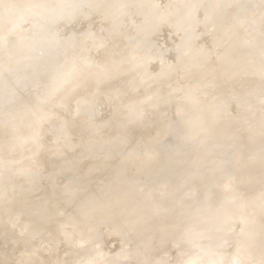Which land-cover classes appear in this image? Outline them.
I'll return each mask as SVG.
<instances>
[{
  "label": "bare ground",
  "instance_id": "obj_1",
  "mask_svg": "<svg viewBox=\"0 0 264 264\" xmlns=\"http://www.w3.org/2000/svg\"><path fill=\"white\" fill-rule=\"evenodd\" d=\"M32 1H34V0H32ZM205 1L207 2V0H205ZM249 1L251 3H253L252 2L253 0L252 1L251 0H236L237 4L239 5L238 7H241V8H239L240 12L238 10L239 14H238V12H237V14L240 15V13H242L241 12V10H242L243 13L245 14V16L249 15V17L251 19V17H252L251 12H253V8L251 11H247V9H248L247 5L250 6ZM60 2L61 3L58 5V7H59L58 11L56 9H54L57 12H55L52 15V17L49 18L51 20H49V22L46 23V24H48V23L49 24H55L56 23V24L51 25V26H49V25L45 26V27H47V30H46L47 33L41 31L42 33H45V34L39 35V36H41V35L45 36L46 34H48L47 38L41 36V39L43 37V41L41 43H44L42 46L43 51H41L42 52L41 55H36L37 52L35 50L37 48L33 49L31 46V45H33L32 43H31V45L26 46L27 42L24 43V40L23 41L20 40V43L23 42V46L25 45V47L18 48L19 44L17 45L14 43L15 46L17 45L16 47L18 49H20L22 51V49L25 48V51H26L27 48L28 49L31 48L34 51L32 54L31 49H30V51L27 50L28 54L31 53V55H28L26 53L28 56L23 55L22 52H21L22 55L19 54V55H21V56H19V58L21 60H19L20 63H19V61L17 63V65L20 64L19 66H17L18 67L17 71L15 70L16 64L14 65L15 68L13 67V64L16 63L17 61L10 64L13 60H10L12 57L9 59L10 56H13V54L10 55L11 50H12V53H13V50H15V52H16V47L14 46V44L12 46L15 49H13V47H12V49H10L11 46H8V45L7 46L10 48L4 46L3 51H5L6 48L10 49V53H8V52L4 53L3 52L7 56L9 54V56L6 57L10 61L9 62L7 60L9 64H7V61L2 59L6 55L3 54L4 56H2V58L0 56L1 62L7 64V67H6L5 66L6 64L3 65V63L0 62V64H2V66H5L7 69V68H9L10 65H12L11 66L12 68L10 67L11 70L5 69L6 73H7V71L14 72L12 70H15L17 72V76H15L16 73H14L15 75L13 73H11L16 77V79H14L16 81L13 80L14 76L12 78V75L10 74V72H8L7 75H9L11 78H8L6 73H4V75L2 74L5 70H3V72H0V78L2 81H4V84L2 85V87H0V189L8 191L10 188L17 187L21 191V193H22L21 196L23 197V200L20 197L18 199V201H15L16 203L14 201H10L9 205H7V206H5V204L8 203L7 198H5L6 199L5 201L7 203L1 202V203H4L5 212L7 210L6 207H8V209L13 208V209H11L12 212H10V210H9L6 213L3 212L4 211V208H3L2 212L5 213L4 215L2 214V212H0L1 213L0 218L2 219V217H4V220H2V221H4L3 223L5 224V226L4 225L3 226L4 227L7 226V229L5 228L6 231L7 230L12 231V230L17 229V231H19L24 237H31L32 239L37 238L39 240L41 239L40 240L41 245L39 244L40 248L42 246V243L43 244L47 243L46 245H48V243H50V244L55 243V245H56V242L59 241L60 237L61 238L62 237L67 238L65 236H60V235H64V234H62V232L67 230L66 227L68 226V224L73 225V223L70 221L69 223H67L66 227L63 225L65 228L63 226H61L65 230L62 229L61 227H59V225H60L59 221H61V219L63 217H64L63 219H65V217H66L64 215L65 214V212H64V207H65L64 204L65 203H63L64 202L63 201V199H64L63 195H65V194H62L64 192L66 186L67 185L69 187H75L76 186L74 189L77 188L79 191H81L82 189H80L79 186H82V188H86V186H87V188H88L89 186L94 185L95 179H98L100 181L101 185L105 184L107 181L105 182L104 180H107L109 178H110L109 180H112L113 177H111V176H112V174L116 173L115 172L116 167H118V169L121 170L119 165L116 166V164L120 163L118 161V159L121 160V155H123L122 158H124L127 155L126 153L130 150L127 157L130 160L129 162L132 165V168H133V166H134V168H136V169L131 168L132 173L130 172V174H133L134 170L143 171V174L150 171V170L161 171V167H165L166 164H168L167 166H169L170 172L168 171L169 168H166V171H168L170 173L169 174L170 177L168 176L169 179L166 177L168 180H165V183L161 187L159 186V182H158L159 180L156 181L157 179L156 180L153 179L156 182H158V187H160L161 190H160V188H158L160 191H157V186H154L156 188L155 191H157L156 192L157 194H155V193H154L155 195L153 194V192H155L154 190H153V192H150L152 196L154 195L150 199V197L148 198L144 194L143 195H138L139 193L136 194L137 189H136V191L129 189L132 186V184H134V183H132L130 186V184L126 182L128 180L129 181L133 180V179H131V178H133V175L130 179L128 178L130 176L128 174L129 171L127 172L128 169L125 168L126 173L129 175L126 177V180L124 179L125 175H127L126 173L125 174L123 173L124 174L123 178H122V176H120L121 174L118 175L116 173L115 175L120 176V178L123 181L125 180V182L127 184H129L130 187L127 188L126 184H122L124 187H126L124 189V187H122L120 184L121 182L122 183H124V182L121 181V179H119V178H118L119 180L115 179V180H117V182L120 181L119 182L120 185L117 182H115V183L118 184V185L116 184L118 186V189L121 186V188H120L121 190L118 191L116 188L115 190H117L118 193L113 196L111 194L112 192L108 191V190H112L113 188L112 189L109 188L110 185L107 184L108 182L106 183V186H108L107 191L110 192V194L113 198L110 200V196H108V197H104L105 195L102 196V197L106 198L105 199L106 201H108L107 198H109V200H110L109 204H108V202H106L107 203L106 205H108V206H106V210H103L100 212L98 211L97 213L95 210L92 212V213H94V218H96V219L98 218L97 221H99V219L102 220V222L101 221H99V222L104 224V225H102V227L104 226L103 227L104 229H103L101 227V225L96 221V219H93L96 221V224L98 223L100 225L102 233L99 234L96 231L97 234H95V232H93V231H95V229H92V227H94L96 225L93 224L95 222H93L92 224L89 223L92 221V219L90 221L88 219V222H86L87 225L84 222L83 223L85 225H80V222L75 223V224L78 223V225H77L78 227L80 226L79 230H81V232L84 236L83 238L79 237V235H82V234H80L81 232H79V233L76 232L79 234V235L77 234L79 238L76 237L77 235L74 236L76 233L74 234L73 231H76L78 229L77 226H75L77 228L75 230H74V228H75L74 226H73L74 228L70 227L72 225L68 226L71 228V232H73V234H74V235H72V233L70 232L71 235L74 237L71 240L73 242L74 246L70 245L72 248V252L66 253V255L69 254L72 258L75 255V257L77 258L76 254L73 253V251H75V252H78V254L80 256V263L81 264H103V260L105 259L104 257H107V256L99 255L96 257L95 252L100 253L99 251H102V254H104V250L102 249V245L104 244L106 239L115 238L121 242V246H120L119 250L116 251L115 253H113L112 255H115L116 257L115 256H113V257L119 258L120 260H121V258H124V260L127 261V264L128 263L129 264H148V263L149 264H175V262H174L175 258L179 255V253L184 251V247L190 243L191 239L194 236L198 235V228L202 226L203 219L201 218L200 214H201V212L203 213V211H204V207L202 204L203 199H205V198L207 199V197H209L212 194V190L216 189V186H220L223 189H225L224 187H226L227 184H226V182H223L222 179L225 178L226 176H229V175H231L230 176L232 178L231 180H234L237 182L239 180V178H242V180L246 184L252 186L251 180H252V177H254L255 172L258 171L259 169H264V151H263L264 147L262 148L261 147L262 145L260 146V145L256 144L257 146H255V149L250 148L251 151L253 150V152L250 153L249 150L247 151V147H246V150H244L245 149L244 146H242V145L240 146V144L234 142L235 138L237 140L239 138V137L235 136L236 133H234L233 134L234 136L232 137V133L235 132V129L237 127L234 128V130L232 129L233 132L231 131V128L228 129L229 130L228 133H227V131H225V128H224L225 125L224 124H226V125L228 124V123H226L227 120L226 121L224 120L225 123L221 122L219 120H217V123L212 122L213 124H217V125H219L220 122H221V124L224 123L223 125L220 124L221 126H224L223 127L224 129H222L221 126L215 128L216 125L213 128V126H210V124L206 123L209 121L208 116H211L212 113H214L215 111H216V113L219 111L217 113V116H218V114L220 115L221 113H222V115L223 114L225 115V112H230L229 110L226 111V109L228 108L227 105H229V104H227L228 102L225 103L226 105L225 104L223 105L224 108L226 106L225 109L223 108V106H221L223 108V111L225 110L224 113L221 112L222 110H220L221 109L220 108V109H218V111L215 109H214V112H212L213 110L208 111V112H210V115L203 114V112H202V113H200L202 115L201 116V115L197 114V112L198 111L201 112L200 110H204V108H206L205 106H203L204 107L203 109L200 108V109L196 110V113L194 114V116L192 115V111H193L192 107L194 105V98L197 97L196 96V93H197L196 92V84L194 82L191 83L187 88H185L184 90L182 89L183 91L180 90L181 88H179V85H181L182 88L184 86L182 84H179V82L181 81L180 78H182V77L184 78L186 76L185 74H183V76L180 77V75H181L180 72L182 71V69L187 68L189 66H192L189 57H187L185 55L184 51L182 50V48L187 44V42L190 41L189 31L184 25V13L186 12L187 9H189V6L191 5L192 0H168V2H163V1L160 2V0H60ZM204 2H203V4H204ZM227 2L229 3V1H227ZM231 2L235 3V0H233ZM31 4L32 3L29 0H0V37H2V36L9 37L12 34L11 31H9V28L14 24V21H15L13 18H10L11 17L10 14L12 13V11L16 8H25V7L28 8V7H30ZM237 4H234V7H236ZM256 7H258V6H256ZM254 8H255V6H254ZM235 9L237 11L238 8H235ZM258 9L259 8H257L256 10L258 11ZM245 11H247L249 13L246 14L247 12H245ZM255 11L253 13H255V15L257 14V16H258V14L260 12L256 13L257 11L256 12ZM259 11H261V10L259 9ZM17 12L19 13V11H17ZM217 13H219L218 16L221 15L220 11ZM49 14H51V12H49ZM244 14H243V16H244ZM163 15H168V20L166 23L169 27L168 31L170 32V35H172V33H174L175 30L180 31V36L177 38L178 40H176L177 46H176L175 57L171 60L172 63L167 65V66L159 65V64H161L160 60H162L161 58H163L164 53H162V51L160 50L159 43L156 42V38L155 39H153V38L149 39V36L153 32L160 31L159 29L161 28V23L159 22V17L163 16ZM23 17H26V16H23ZM102 17L104 20V22L102 24V28L98 32H96L91 28V26H95L93 23L96 20L98 21V19H101ZM253 17L256 18V16H254V14H253ZM253 17H252V19H253ZM42 18H43V22L40 20L39 21L37 20V21L42 22L44 24V22H45L44 19L46 20L48 18L45 15L43 17H41L40 19H42ZM221 18H222V16H221ZM244 18L243 19L239 18L242 23H243V21L247 20L248 17H244ZM76 19H79L80 22L85 23V25L80 24V27L81 26H82V28L84 27L83 30L79 29L81 31H79V30L74 31V30L68 29V32H66L64 37H62L63 36V34H62L61 39L59 38L58 40H55L53 38V33L56 31L55 29H58L56 27L57 25L61 24V26L63 28V25L68 26V24H70V23L72 24L71 21L76 20ZM80 19H83V21ZM252 19H251V21H252ZM30 20H32V19H30ZM222 21H223V18H222V20L220 19V21H217L216 25L219 26L218 25L219 22H222ZM241 22H238V23L240 24ZM253 22H254V20H253ZM76 23L77 22H75L73 24L75 25ZM244 23H243L244 26L248 25L247 22H246L247 24H244ZM90 24H92V25L89 26ZM243 25H241V27ZM238 26H240V25H238ZM244 26L242 28L239 27L240 29L239 28H237V29L240 30L241 34H243L247 37L246 38V40H247L248 37L250 36V34H249V32H247L249 34V36H248V34H246V33L244 34V31L245 32L249 31L248 30L249 26L246 27L247 30L244 29L245 28ZM32 27H36V25H34V26L32 25ZM43 27H44V25H43ZM43 27L40 28L39 30L43 29ZM58 27H60V25ZM74 27H76V25ZM67 28H69V27H67ZM35 29L36 28H34L33 30H35ZM44 29H46V28H44ZM241 29H244L243 33H242ZM31 30H28V31H31ZM64 31H65V29H64ZM32 32L33 31H31V33ZM39 32H36L37 35ZM29 33H28V36H29ZM36 33L33 35L34 39H35ZM12 35H14V34H12ZM23 35H26V34L24 33ZM14 37H18V36H14ZM22 38H24V37H22ZM37 38L39 40V37L36 36V40H37ZM251 38H252V35H251L249 41L247 40L248 42H245L246 40L244 38L245 41L244 40L243 41L245 43L244 42L243 43L245 46L248 45L247 43H250V45H251V42L255 43V45H256V42H254L255 40H253L255 37L252 39V41H250ZM31 39H30V41H31ZM34 39H32V40H34ZM260 41H262V39ZM260 41H257V42L260 43ZM5 42L7 43L9 41H5ZM36 42H39V41H36ZM9 43H11V42H9ZM9 43H7V44H9ZM263 43L261 44L263 46H260V48L264 47ZM34 44H37V43H34ZM244 45H243V47H244ZM250 45H248L247 48L244 47L245 51H246V52L244 51V53L247 54L248 51L246 49H249ZM252 45H254V44H252ZM0 46H3V45H1V42H0ZM37 46H40V45H37ZM251 46H250V48H251ZM20 47H22V44H20ZM34 47H36V45ZM243 47H240V48H242V51L244 50ZM256 47L259 48L258 46H256ZM168 48H169V46L165 49H168ZM8 49H6V50L9 51ZM253 49L255 51V46L252 47L251 50L253 51ZM93 50L97 52L96 55H94V56L98 55L96 58H93L94 56L93 57L90 56L91 53L93 55L94 52H91ZM257 50H259V49H257ZM18 51L19 50H17V53H18ZM262 51H263V49L261 50V53H262V57L264 58ZM255 52H254V55L257 53V52L255 53ZM0 53H2V51ZM17 53H16V55H18ZM19 53H20V51H19ZM248 53H250V52H248ZM240 54H242L241 56H243V57L246 55V54L243 55V53H240ZM257 54L261 55L259 53H257ZM249 55H251V53L246 55V56H249ZM258 55H255V57H253V59L259 60V58L261 56L259 57ZM25 56L28 58L25 59ZM246 56L244 58L245 59L247 58L248 61L250 62V59ZM16 57H18V56H16ZM16 57L13 56V59L15 58V60H18ZM22 57L25 59L24 63L21 62L22 60L24 61V59H22ZM164 57H165V55H164ZM238 58L242 59V57H240V56ZM244 58H243V60H244ZM263 58H260V59L263 60ZM144 59L148 60L149 62H145ZM155 60L160 62V63L157 62V64L159 63L158 66H160L161 68L158 70L152 71L151 66ZM261 60H260V62H261ZM244 61H246V60H244ZM251 61H254V60H251ZM162 62H163L162 63V65H163L164 61L162 60ZM21 63H23V64H21ZM210 63H211L210 60L207 57H205V58L199 59L193 65H194V68L197 70V73L201 74L204 71V69L208 67V65ZM260 65H262V66H260V68L263 69L264 65L263 64H260ZM256 66L255 67L252 66V68L256 69ZM258 66H259V63H258ZM5 67H3V68H5ZM257 69L259 70V68H257ZM193 71H194V69H193ZM190 72H192V71H190ZM256 72H258V71H256ZM183 73H185V71ZM247 73L249 74V72H247ZM247 73H246V75L248 76ZM1 74L3 75L2 76L3 78L7 77V79H9V81H10V79L12 81L5 82V79L3 80V78L1 77ZM261 76H260V78L259 77L257 78V79H259V81H261L260 80ZM246 77H245V79H246ZM262 78H264V76H262ZM242 79H244V77H242ZM1 80H0V82H1ZM249 81L251 82V79ZM255 81L256 82L253 81L254 86H252L253 84L251 85L252 82L251 83L249 82L250 87H248L249 86L248 84H247L248 86L241 85V88L244 86L245 90L247 87L248 88L252 87V90L247 88L248 90L252 91V92L246 91L248 94L245 91H244L245 92V94H244V92H243L244 89H242V91H240L241 89L238 88L237 86L236 87L239 90H236L237 88L234 87L235 89H233V88H230V89L222 88V89L217 91L218 96L220 95L221 99L224 98L223 95H225L227 97L230 96L229 99H227V97H225V99H222V100H224V102H225V100L229 101L231 98V102H232L233 106L236 108L235 111L237 110V114L235 113L236 114L235 115V114H233L234 112H230V113H232V115H230V113H229V116L231 117V116L235 115V117H232V120L234 118L235 121L242 123L243 126L241 125L242 128H240L241 126L238 127L239 129H243L244 125H248L245 123H246V121H248L250 119L249 120L250 122L249 121L247 122V123H250V125L245 126L244 128L248 127V129H246L248 131H245V132H247V136L250 134V136H248L247 139H249L250 142L252 141L251 144H254L256 142L259 143L261 138L264 136V135H260L261 130H260V132L257 131V133H260L259 135L254 134L255 136H261L260 138H256V140L258 139L259 141H255V137L251 136L253 134V131L255 132V129L257 127L259 128V125L262 126V128L264 127V125H262V124H264V120H262L263 123H261L262 122L261 119H263L262 118L263 116L261 117V114H262V111L264 110V107H263L264 96L262 94L261 95L263 97L260 96V93H262L264 91V85H263L264 83L262 85H260L261 84V82H260L259 85H257L258 81L256 79H255ZM262 81L264 82V79ZM1 84H0V86H1ZM185 84H187V83H185ZM178 89L182 92H180ZM215 92H214V94H216ZM214 94L211 93L210 95L213 96ZM226 94H228V95H226ZM99 96H103L101 98L102 100L105 98L107 101L109 100V102H111V103H109V102L105 101V104H106L105 106L108 107L107 104L109 103V106L111 107L112 110L110 109L111 113L109 114L107 119L106 120L103 119L102 121H104V120L105 121L102 122V124H100V121H97L100 125L96 126V125H98V123L96 124L94 121L93 124L95 123L96 125H93L92 124L93 120L91 119L92 120L91 121L89 118H91V112L93 113V110H94V109L92 110L91 107L94 105V103L96 105L97 101H95V99H100V98H98ZM212 96L207 97V95H206L205 98H201V97L200 98L202 100H204V102H205L206 98L209 99V97H212ZM215 96H217V95H215ZM259 96L261 97V99L263 98V100H261V102L259 101V99H260ZM220 97H218V98H220ZM219 100L220 99H218L217 101H219ZM198 101H197V103H198ZM209 101H211V104H212V100H209ZM209 101H206V102H209ZM215 101H213V103ZM142 103H146V104L142 105ZM199 103H201L202 105H205V103H202L201 101H199ZM201 104H198V105L200 106ZM211 104H209V106H211ZM260 104H263V105H261L262 107L260 106ZM214 105L212 106V108H214ZM217 105H219V103ZM230 105H231V103H230ZM141 106H142V108H141ZM144 106H145V108H144L145 110L147 109L146 106H148V109H149V110L148 109L146 110L147 114L149 115L148 116L149 119L146 118V120L143 118V114H142V113H144V115L146 114L145 110L143 109ZM258 106L260 108H263V109H260ZM58 107H62L63 109L65 108L64 110H66L65 112H67L66 113L67 115H65L63 113L64 116H66L65 118L62 117L63 115L61 113H60L61 115H59V113H58L59 108ZM230 107L228 109H230ZM256 107H258L257 109L261 110V112H258V115L260 113L259 117H261V119L259 118L260 119L259 121H261V122L258 121L260 123V124L258 123L259 124L258 126L253 123L254 121L257 122L256 121V115L254 116L255 112H257V111H255ZM108 109H109V107H108ZM141 109H143L142 111H144V112H142ZM148 111L150 114L148 113ZM173 113H174V115L172 117L173 118H174V116L176 117V114H177V117L179 120L176 118L177 122H176V119H174V121L172 123L171 122L172 121L171 115ZM263 113H264V111H263ZM147 114L145 115L146 117H147ZM190 114L193 116V117H191V119L195 118V115L196 116L199 115L202 118V119L198 118L199 123L201 122L200 120H202V122H203L202 124H205V123H206V125L208 124V127L212 128V130H209V128L207 129L206 125L204 126L202 124H200V126L199 125L196 126V123L194 122L195 123L194 126L196 128L203 126L202 129L205 127L204 129L212 131L213 139L215 141H219V143H220L219 144L218 142H216V144L218 143L221 146L223 144L224 145L222 147H220L219 145H218L219 147H216L217 145L214 143V140L209 138V135H206L207 137L204 135L206 139L207 138L209 140L211 139L210 141H213V142L211 143L207 139L208 142H206V144L201 145V146L205 145V147L202 148V152L201 151L199 152L200 154L197 153V150L195 148H194V150L196 151L195 154L191 150L192 151L191 154H194L192 156L194 157L196 155L195 158L192 159L190 156H188L191 158V159L189 158L190 160H188V158L186 159V157H187L186 155H184L185 158H182L184 156H181V155L185 154L186 150L183 151L184 153L180 155V153L182 151H180V153H178V152H176V149L174 148L175 151H174V149L172 151L176 154L178 153L179 155H176V156H178V157L180 156V159L178 157H175L172 155V156H168V158H170L171 160L166 162L165 158L167 155L165 156L164 154H162V152L166 153V151L164 150V146L160 144L162 142V140H161L162 138H160L159 139L160 141H159L158 140L159 137H157V136H161L163 133H164L163 136H165L166 135L165 133L168 130L173 129L174 131H177L178 128H180V131H181L180 135L183 133L188 134L186 131L190 125L192 126V121H193V119L191 122L189 121ZM262 115H264V114H262ZM213 116H215V115L213 114ZM213 116L210 119H212L214 121ZM217 116H215V117H217ZM227 116L228 115L226 114L222 118L229 119V118H227ZM253 116L255 117V119H251V117L253 118ZM204 120L206 122H204ZM212 120H210L209 122H211ZM220 120H223V119H220ZM251 120H254V121H251ZM215 121H216V118H215ZM218 121H219V123H218ZM230 121H231V119H230ZM230 121H229L230 125L229 124L227 125L228 128H229V126H231ZM235 121H232V122L235 124L237 123L236 125L239 126L240 123L238 124V122H235ZM189 122H190V124H188ZM212 123H211V125H213ZM197 124H198V122H197ZM253 124L256 125L257 127L254 126ZM232 125L234 126V124H232ZM250 126H252V127L254 126V128H253L254 130L252 129V131H251V129H250V131H249ZM185 127H187V129ZM252 127H250V128H252ZM182 128H185L186 131L181 130ZM189 128L191 129L192 132L196 129L195 128L194 130H192L191 127H189ZM62 129L65 130L64 133H63L64 130H62ZM60 130H62L61 133L59 132ZM182 131H183V133H182ZM204 131H202L203 134L208 133V131H207V133ZM241 131L242 130L239 131L240 135H241V133L244 134L243 133L244 131L243 132H241ZM188 132H189V130H188ZM195 132L197 134V129L195 130ZM198 132L202 133L201 129H199ZM229 132H230V135H229ZM248 132H251L252 134L251 133L248 134ZM262 132H264V131H262ZM56 133L57 134L59 133L60 137L63 136L61 134H65V136H63V138L61 137V139H63V140L57 141V139L59 137L55 136ZM153 133H155L156 135L158 134L157 136L154 134V136H156L157 138L156 137H155L156 139L154 138L155 142L153 140H151L150 142H148V144H150L152 141H153V143H151V144H155L157 141H159L160 143L159 142L157 143L159 145H157V144L156 145L157 146L161 145L160 148L163 147L164 151L160 152V149L158 147L159 150L155 151V152L159 156L162 154L165 158L161 155V157H162V159H161L159 156L156 155V153H155L156 156L147 157L149 154L148 155L145 154L146 157H142V156H144V153H146L147 151L146 152L144 151L143 155H141L143 151L139 152L140 155L136 151V150L140 149V146L142 147L140 150L146 148V147L143 148V146H144L143 143H147V142H145L142 139L144 137H146V135L149 134L148 135L149 137H147V138L150 140V137L153 138V136H151V135H153ZM178 133H176V134L179 135ZM199 133H198V135L202 136ZM94 134H95V137H91L92 135L94 136ZM238 134H236V135L240 136ZM180 135H179V138H180ZM191 135H193L195 137L194 132ZM183 136L186 137V135H183ZM193 136L189 135V137H191V138ZM212 136H210V137H212ZM245 136H246V134H245ZM55 137H56V139H55ZM111 137H114L115 141H113L114 139H111ZM249 137H252V139L253 138L254 139L252 140ZM116 138H117V140H116ZM176 138H178V137H176ZM200 138H199V140L197 139V142L200 141ZM205 138L203 137V139H205ZM181 139L183 141H185L187 138L185 140L183 138H181ZM231 139H233L232 143H230L231 141H229ZM262 139H264V137ZM205 140H202L200 142H203ZM130 141H133L132 145H129ZM177 141L175 143H177ZM188 141L192 142L191 139L190 140L188 139L187 141H185V143H181V142L179 143V144H181L180 146L183 147V150H184L185 146H183L182 144L187 146ZM221 141L224 143H221ZM227 141H229V142H227ZM253 141H255V142H253ZM200 142H199V144H200ZM138 144L140 146H136ZM141 144H143V145H141ZM189 144H193L190 146H194V145L197 147L200 146L199 144L196 145V142L194 143V140H193V143H189ZM261 144H264V143H261ZM175 145H176V148L178 149L177 146H179V145H177V144H175ZM134 146L138 147V149ZM157 146L155 147L156 149H157ZM132 147H134L133 148V150H135L134 152L131 149ZM151 147L153 149L154 145L150 146V148ZM172 147H174V146H172ZM253 147H254V145H253ZM257 147H259L260 149H256ZM187 148L189 149V147H187ZM190 148H192V147H190ZM199 150H201V147ZM258 150H260L261 153ZM256 151H257V153L259 152L260 154L258 155L256 153ZM148 153H150V151ZM151 153H153V152H151ZM124 154H126V155L124 156ZM150 155H152V154H150ZM168 155H171V154H168ZM163 158H164V160H163ZM176 158L178 160H175ZM246 158L249 159L248 162L246 161ZM28 159H30V160L32 159V161H29ZM128 159L127 158L124 159V160H126L125 163H127V164L129 163V162H127ZM124 160H121V163L123 161L122 168L124 166H128V165H124L125 164ZM166 160H168V159H166ZM174 160L176 162L181 161V160L185 161V164H186V166H184V167H186L185 171L183 170V168H181L183 166H181V165L178 166L179 168H181V170H183L184 173L180 169H178V167L173 165V163L175 162ZM117 161H118V163H117ZM121 163H120V165H121ZM130 164H129V167H130ZM29 165H31L32 167L33 166L37 167V169L40 171V173L38 172L39 175H42L45 173H50L52 179L57 178V175H59V174L63 175L64 177L61 176V177H59V179L63 178L62 180L66 181L65 182L66 185H64L62 183L63 185L62 184L61 185L64 186L63 188H61L62 186L60 185L59 190L54 189L53 187L56 186L55 183L59 181V179L58 180L56 179V182H53L54 185H53V183L51 184L52 186L49 183H48L49 185L44 183V185L39 187L40 189L38 190V192L36 194H34L35 193L34 192V193H32L33 196L27 197L26 193H31V192H26L27 190L25 191V189L31 188L27 185L30 182V180L34 179V177L36 176V174L32 173L33 170L31 171V166H29ZM35 167H33V168H35ZM118 169H117V171H118ZM164 170H165V168H164ZM177 170H179L180 173H178ZM121 172H124V170ZM152 173L154 174V172H152ZM153 174L151 177L155 178L157 176L156 174L159 175V172L158 173L155 172L156 176L155 175L153 176ZM135 175H137V173ZM146 175H147V173H146ZM150 175H151V173H150ZM137 176H139V175H137ZM141 176L144 177L143 175H141ZM136 177H134V178H136ZM93 178H95V179H93ZM114 178H117V177L115 176ZM127 178H128V180H127ZM140 178L139 177L137 178V179H139V182L141 180H143V178H141V180H140ZM91 179H93L92 185L90 183V182H92ZM147 179H149V178H147ZM144 180H145V178H144ZM153 180H151V181L155 182ZM151 181H149L148 183H150ZM160 181H161V179H160ZM101 182H103V184ZM111 182L112 181H109V183H111ZM132 182H134V180ZM141 182H143V181H141ZM145 182H144L143 187L140 186L141 183H136L137 184L136 187L144 188ZM161 182L163 183L164 181H161ZM39 183H38V185H39ZM215 183H221V184L216 185ZM146 184H147V182H146ZM32 185H33V183H32ZM101 185H98V186H101ZM155 185H157V183H155ZM57 186H56V188H57ZM106 186L104 185L102 188H100V187H97V188H100L99 189V192H100V190H103L104 187H106ZM148 186H146L145 188L148 189V188L152 187L154 189L153 186H150V187H148ZM111 187H115V185L111 186ZM132 187H134V186H132ZM89 188H91V187H89ZM61 189H64L62 193H61ZM69 189H73V188H69ZM69 189H67V190L69 191ZM77 189H76V191H74V190L73 191L76 194L77 193L80 194L79 192H77ZM88 189H85V190L88 191ZM93 189H95V187ZM105 189H104V191H105ZM30 190H32V189H30ZM85 190H83L84 194H85ZM148 190H152V189H148ZM70 191H72V190H70ZM73 191L71 192L72 194L74 193ZM83 191H81L82 194H83ZM144 191H145V189H144ZM140 192H141V190H140ZM93 193H96V191L94 190ZM145 193L147 194L146 191H145ZM76 194H74V195L76 196ZM87 194L88 193H86V195ZM91 194H89L90 197H91ZM96 194H98V193H96ZM96 194H94V195H96ZM104 194H106V193H104ZM101 195H99V196H101ZM66 196H68V195H65V198H66ZM78 196H82V195L80 194ZM3 197H6V196H1V198H2L1 201H4ZM70 197L73 198L72 195H70ZM82 197H85V196H82ZM90 197H88V199ZM94 197L96 199L97 196H94ZM135 197L140 199V200L139 199H137V200H139L141 202V203H139V204H141V206L134 207L132 205V203H134L133 199ZM92 198H93V196H92ZM97 198H99V197H97ZM67 199H68V197H67ZM80 199L81 198L79 197V200ZM88 199H86V200H88ZM44 200H46V201L48 200V202L50 201L52 203V205H50V203H48L49 206L44 205L43 211H42L41 206H43V204L48 205L46 203V201H44ZM74 200H72V201H74ZM77 200H78V198H77ZM43 201L45 203H43ZM65 201H68L67 202V203H69V205H67L68 207L69 206L71 207V205L77 206V203L80 204V202H81V200L76 201L75 203L72 202L75 205H73V204L70 205L71 202L69 201V199L65 200ZM104 201H102V202H104ZM88 202H89V200H88ZM88 202L83 201V207L82 206H77V207L82 209L86 206V204L84 205V203H88ZM93 202L97 203L95 200ZM11 203L14 207H12V205L10 206ZM98 203H100V202H98ZM90 205H91V203H90ZM90 205H88V207L91 210L93 208L91 207L92 205L91 206ZM134 205L137 206L138 205L137 202H136V204L134 203ZM1 206H3V204H1ZM1 206H0V211L2 209ZM9 206L11 208H9ZM98 206H100V204ZM102 206L103 205H101V207ZM101 207H99V208L100 209L105 208V206H103L104 208L103 207L101 208ZM44 209L46 211L49 210L48 212L50 214L48 212L47 213L51 216L50 219L47 216H43V215H46V212H44ZM59 209L63 210L61 212L62 213L64 212V214L59 213L58 212ZM75 209H73L71 212H69L70 210L67 211V209L65 207V211L69 212V213H67L69 215L72 212L76 213L78 208L76 209V211H74ZM95 209H97V208L95 207ZM88 210L89 209H86V211H87V213L85 215L86 217H88L87 216V214L89 212ZM83 211L82 212L85 213V210H83ZM82 212L80 213L82 215H80V217H79L81 219V224H83L82 218H84V217H81V216H84V214ZM74 213L71 214L73 216V218L70 215V219L76 218L75 215L78 212L75 215H74ZM41 214H42L43 218L46 217L48 219L45 220L43 218L41 219V217L38 218L39 216H41ZM60 214L62 215L61 219H60ZM89 216L93 217L91 214ZM86 217H85V219L87 220ZM63 219L61 222L64 221ZM67 219L69 221V217H67ZM85 219L83 221H86ZM74 220H72V221H74ZM2 221H0L1 222L0 225L3 224ZM89 225H93V226H89ZM4 227H2V228H4ZM100 227L97 228V226H96L94 228H96L97 230H100ZM223 227H224V225H223ZM0 228H1V226H0ZM48 229H49V232L47 234L48 237L47 236L42 237L43 232L48 230ZM91 229H92V231H91ZM2 230L3 231H0V234H1L0 237L6 236L5 234L3 235L1 233V232H6V231H4V229H2ZM62 230H64V231H62ZM60 231H61V233H60ZM65 232L67 233V236L71 237L70 233H68L69 230H67ZM8 233L11 234L12 232H8ZM235 234H236V232H235ZM9 235L7 234V237ZM199 235H200V233H199ZM224 235H225V233H224ZM75 237L78 238V240L81 239L80 244L78 242L79 245H81V243L83 242L82 239H90L91 242L88 244H91V245L93 244L94 245V247H92L93 249L90 248L91 245L89 246V248H86L84 250L79 249L77 247V244H75V242H77V241H75ZM202 237H203V235H202ZM5 238L2 237V240ZM199 238H200V236H199ZM69 239H71V238H69ZM203 239H205V237ZM63 240L68 241L66 239H63ZM99 240H101V241H99ZM71 241L69 240V242H70L69 244H71ZM84 241L86 243V240H84ZM87 241L89 242V240H87ZM198 241H200V239ZM231 241H232V239H231ZM219 242H220V240H219ZM27 243H29V241ZM69 244H67V245L69 246ZM86 244H84V245H86ZM46 245H44L45 248H46ZM52 245H48L49 247L47 246L49 248L48 250H47V248L42 249V250H47V251H45V255H46V252L48 253V251H51L52 248L50 249V246H52ZM84 245H83V247H84ZM99 245H100V247H99ZM37 246H38V244H37ZM44 246H42V247H44ZM233 246H234V244H233ZM31 247H33V245L28 247V248H30L32 250L33 248H31ZM10 248L12 249V247H9V249ZM40 248H39V250H40ZM71 248H69V250ZM80 248H82V245ZM6 250H7V248H6ZM31 250L29 252H31ZM34 250H35V248H34ZM34 250L32 252H34ZM69 250H68V252L71 251V250L70 251ZM171 250L175 251L174 252L175 258L173 256V260L171 259L172 261L169 260V257H167ZM0 251H2V250H0ZM27 251H26V254L28 253ZM65 251L67 252V250H65ZM65 251H63V252L65 253ZM32 252H31V255L35 253V252L34 253H32ZM20 253H22V251ZM41 253L42 252L39 251V254L41 255V256H39V258L43 257L42 255L44 254V252H43V254H41ZM72 253L74 255H72ZM26 254L24 256H27ZM28 255L30 257L29 253H28ZM225 255H227V254L225 253ZM92 256H95V257L93 258ZM109 256L110 255H108L107 258L110 260L111 257L109 258ZM260 256L261 255H258V257H260ZM27 257H25V259H22V258L21 259L24 261L25 260L27 261V259H26ZM34 257L35 256H33V259L29 258V259L33 260V261H31V264H33V262L35 264L36 260H34V259H36V257H37V259H39L38 255H36L35 258ZM183 258L185 259V257H183ZM227 258L229 259V257H227ZM42 259H39V260L41 262H43L45 259V256H44L43 261H42ZM186 259H188V257H186ZM39 260L37 262H40ZM107 260L105 259V262ZM114 260H117V259H114ZM24 261H22V262L24 263ZM54 261H57V260H54ZM54 261L52 263H55ZM110 261L112 262V260H110ZM126 261H125V263H126ZM122 262H123V260H122ZM263 262H264V258H263ZM0 264H19V263H18V261L13 260L12 258H9V259L0 258ZM24 264H26V263H24ZM106 264H107V262H106ZM120 264H122V263H120Z\"/></svg>",
  "mask_w": 264,
  "mask_h": 264
},
{
  "label": "rangeland",
  "instance_id": "obj_2",
  "mask_svg": "<svg viewBox=\"0 0 264 264\" xmlns=\"http://www.w3.org/2000/svg\"><path fill=\"white\" fill-rule=\"evenodd\" d=\"M32 4L30 5V7H25V8H16V9H14L13 11H12V13L10 14L11 15V17L10 18H13L15 21H14V24L9 28V31H11V33L12 34H14V35H12L11 34V36H9V37H7V36H2V37H0V42H1V45H3V46H0V52L2 51V53H0V56H1V58H2V56H4V55H6V54H4L5 52H8V53H10V49H12V45L15 43V44H19V46H18V48H23V47H25V45L23 46V42H21L20 43V40L21 41H23L24 40V43H26L27 42V44H26V46H28V45H31V43L33 44V45H31L32 46V48L34 49V48H37L35 51L38 53H36V55H41V51H43L42 49V46H43V44L44 43H41L42 41H43V37H48V34H46L45 36H43V35H41V36H43L42 37V39H41V36H39L40 34H45V33H42V32H46V30H47V27H45V26H47V25H49V26H51V25H55V24H46L47 22H49V20H51V19H49V18H51L52 17V15L55 13V12H57L58 11V9H59V7H58V5L61 3L60 2V0H34V1H32V0H29ZM161 1H163V2H168V0H160V2ZM201 1V2H200ZM205 1V0H204ZM203 0H192V2H191V5L189 6V9H187L186 10V12L184 13V25H185V27L188 29V31H189V36H190V41H188L187 42V44L182 48V50L184 51V53H185V55L187 56V57H189V59H190V61H191V64H192V66H189V67H187V68H184V69H182V71L180 72V77H182L183 76V74H185L186 76L182 79V78H180V82H179V84H182V85H184L183 86V88H182V86L181 85H179V88H181L180 90H184L185 88H187L191 83H195L196 84V96L197 97H195L194 98V105H193V107H192V115L194 116V114L196 113V110H198V109H200V108H204L203 106H205L206 108H204V110H200L201 112H197V114H199V115H201L200 113H202L203 112V114H208V115H210V112H208V111H212V112H214V109L215 110H217L218 111V109H220V110H222L221 112H225V110L223 111V108H224V104L226 103V102H228L227 104H229L230 105V103H231V107L229 106V105H227V107L229 108L230 107V109H226V111H230V112H234L233 114H237V110L235 111V107L233 106V104H232V102H231V98H230V102L227 100H225V102H224V100H222V99H225V97H227V96H225V95H223V97L224 98H222L221 99V97H220V95L218 96V90H220V89H222V88H228V89H230V88H233V89H235L234 87H238V88H240L241 90L240 91H242V89H244L243 90V92L245 91H248V92H252V91H250V90H248V89H251L252 90V87L251 88H248V87H250V85H249V80L251 79V85L252 86H254V82H256L255 81V79L258 81V84L257 85H259V83L261 82V84L260 85H262L264 82L262 81L264 78H262V76H264V68L263 69H261L260 68V66H262V65H260V64H263L264 65V58L262 57V53H261V50L263 49V56H264V47H261L260 48V46H263V45H261L264 41V0H251L253 3H251L250 1V6L249 5H247V7H248V9H247V11H251L252 10V8H253V12L257 9V8H259L261 11H259V9H258V11L256 12V13H259L258 14V16H257V14L255 15V13H253V12H251L252 13V17H253V14H254V16H256V18L255 17H253V19H252V17H251V19H252V21H251V19H250V17H249V15L247 16H245V14L243 13V11L241 10V12L242 13H240V15H238L239 14V12H240V9L239 8H241V7H238L239 5L237 4V2H236V0H235V3L233 2H231V1H233V0H207V2L205 1L204 2ZM227 1H229V3L227 2ZM260 1V2H259ZM162 2V3H163ZM203 2H204V4H203ZM231 2V3H230ZM261 3V4H260ZM234 4H237V6L236 7H234ZM221 5V6H220ZM260 5V6H259ZM263 7H262V6ZM254 6H255V8H254ZM256 6H258V7H256ZM246 7V8H247ZM251 7V8H250ZM262 9H261V8ZM235 8H238L237 9V11H236V9ZM53 9V10H52ZM54 9H56V10H54ZM220 11V16H218V14L219 13H217V12H219ZM238 10H239V12H238ZM246 10V9H245ZM17 11H19V13L17 12ZM53 11V12H52ZM247 11H245V12H247ZM49 12H51V14H49ZM237 12H238V14H237ZM48 15H47V14ZM217 13V14H216ZM249 12H247L246 14H248ZM18 14V15H17ZM34 14V15H33ZM242 14V15H241ZM243 14H244V16H243ZM20 15V16H19ZM47 16V18L48 19H44V24L42 23L43 22V18L42 19H40L41 17H43V16ZM23 16H26V17H23ZM221 16H222V18H223V21L222 22H219V26H217L216 24H217V21H220V19L222 20V18H221ZM241 16V17H240ZM219 17V18H218ZM244 17H248L247 18V20H245V21H243V23L244 24H247L248 23V25H243V23L241 22V20L239 19V18H241V19H243ZM255 18V19H254ZM30 19H32V20H30ZM218 19V20H217ZM245 19V18H244ZM40 20V21H42V22H38V21ZM48 20V21H47ZM80 20H82L83 21V19H80ZM167 20H168V15H163V16H160L159 17V22L161 23V28L159 29L160 31H156V32H153L150 36H149V39L151 38H153V39H155L156 38V42H158L159 43V48H160V50L162 51V53H164L163 54V58H161L163 61H164V64L162 65V60H160V62H161V64H159L160 62L159 61H157V60H155L153 63H152V66H151V70L152 71H155V70H158V69H160L161 67L160 66H158V64L159 65H161V66H167V65H169V64H171L172 63V59L175 57V52H176V46H177V41L176 40H178L177 38L180 36V31L179 30H175V32L174 33H172V35H170V32L168 31L169 30V27H168V25H167ZM214 20V21H213ZM249 20V21H248ZM253 20H254V22H253ZM95 21V20H94ZM203 21V22H202ZM72 22V24L70 23V24H68V26L67 25H63V28H62V26H61V24H59L60 25V27H58L59 25H57L56 27L58 28V29H55L56 31L53 33V38L55 39V40H58L59 38L61 39V36H62V34H63V36L62 37H64V35L66 34V32H68V29L69 30H74V31H78L79 29H82L83 30V28H82V26L80 27V24H84L85 25V23L84 22H80L79 21V19H76V20H73V21H71ZM75 22H77L75 25H76V27H74L75 25L73 24V23H75ZM80 22V23H79ZM103 22H104V20H103V17L101 18V19H98V21L96 20L93 24L95 25V26H91L92 24H90L89 26H91V28L94 30V31H96V32H98L101 28H102V24H103ZM224 22V23H223ZM238 22H241L240 24L238 23ZM247 22V23H246ZM36 23V24H35ZM44 25V27H43V25ZM201 23V24H200ZM39 24V25H38ZM78 24V25H77ZM32 25L34 26V25H36V27H32ZM42 25V26H41ZM238 25H240V26H238ZM241 25H243L245 28V30H247V26H249L248 27V30L249 31H244V29H241V31H242V33H243V31H244V34L246 33V34H248L247 32H249V34H250V36H249V34H248V41H249V39H250V37H251V35H252V38H251V40L250 41H252V39L253 40H255L254 42H256V45H255V43H253V42H251V45L252 44H254V45H250V43H247L248 45H250L251 46V48H250V46H249V49H246L248 52H250L251 53V55H249V56H246V55H248V54H250V53H248L247 52V54L246 53H244V51H245V48H247V46H245L244 45V43L245 42H248L247 40H246V36L245 35H243V34H241V32H240V28H242L241 27ZM69 27V28H67V27ZM79 26V27H78ZM43 27V29L44 28H46V29H41V30H39L40 28H42ZM67 29H66V28ZM71 27V28H70ZM240 27V28H239ZM34 28H36L35 30H33ZM38 28V29H37ZM237 28H239V29H237ZM32 29V30H31ZM64 29H65V31H64ZM28 30H31V31H33L32 33H31V31H28ZM239 30V31H238ZM28 31V32H27ZM40 31V32H39ZM42 31V32H41ZM49 31V30H48ZM79 31H81V30H79ZM30 32V33H29ZM36 32H39L38 33V35H37V33ZM240 32V33H239ZM26 34V35H23V34ZM28 33H29V36H28ZM36 33V36L37 37H39V40H38V38H37V40H36V36H35V39H34V34ZM47 33V32H46ZM32 34V35H31ZM23 35V36H22ZM257 35V36H256ZM14 36H18V37H14ZM31 36V37H30ZM6 37V38H5ZM13 37V38H12ZM22 37H24V38H22ZM33 37V38H32ZM6 40H5V39ZM21 38V39H20ZM34 39V40H32V39ZM244 38H245V40H244ZM8 39V40H7ZM14 39V40H13ZM30 39H31V41H30ZM45 39V38H44ZM262 39V41H260ZM4 40V41H3ZM11 40V41H10ZM39 41V42H36V41ZM245 42H244V41ZM5 41H9V42H11V43H9V42H7V43H9V44H7ZM257 41H260V43H258ZM19 42V43H18ZM197 42V43H196ZM237 42V43H236ZM244 42V43H243ZM29 43V44H28ZM34 43H37V44H34ZM41 43V44H40ZM244 45V47H243V45ZM15 44H14V46H15ZM20 44H22V47H20ZM236 44V45H235ZM242 46H241V45ZM264 44V43H263ZM11 46V48L10 47H8V46ZM16 45V46H17ZM36 45V47H34ZM37 45H40V46H37ZM4 46L5 47H8V48H10V49H8V48H6V49H8L9 51H7L6 49H5V51H3L4 50ZM15 46V47H16ZM30 46V47H31ZM166 46V47H165ZM169 46V48L168 49H165V48H167ZM255 46V51L257 50V49H261L260 51L259 50H257L256 52L257 53H259V54H261V55H258L255 51H254V49H253V51L251 50L252 49V47H254ZM256 46H258L259 48H257ZM240 47H243V51H242V48H240ZM17 47H16V52H15V50H13V53H12V50H11V53H10V55H12L13 54V56L14 57H16V56H18V57H16L18 60H15V58L13 59V56H10L9 57V59L10 60H13L10 64H12L13 62H16V63H14L13 64V67H14V65L16 64V68H15V70L17 71V66H19L20 64H18L17 65V63H18V61L19 60H21L20 58H19V56H21L22 54H21V52L23 53V55H27L28 54V52H27V50H29L30 51V49H28L27 48V50L25 51V48L24 49H22V51L20 50V49H18ZM257 48V49H256ZM13 49H15L14 47H13ZM33 49H31V53L33 54ZM47 49V48H46ZM17 50H19L20 51V53H19V51H18V53H17ZM252 51V52H251ZM259 51V52H258ZM4 52V53H3ZM15 52V53H14ZM91 52H94L93 53V55H92V53H91V55L90 56H94V55H96V51H91ZM246 52V51H245ZM254 52L256 53L255 55H258L260 58H263V60H261L260 58H259V60L258 59H253V57H255V55H254ZM7 53V54H8ZM16 53L18 54V55H16ZM25 53V54H24ZM27 53V54H26ZM30 53V52H29ZM31 53L30 54H28V55H31ZM40 53V54H39ZM240 53H243V55H245L246 57H248L249 59H250V62L248 61V59L246 58H244L243 56H241L242 54H240ZM2 54V55H1ZM4 54V55H3ZM19 54H21V55H19ZM27 55V56H28ZM164 55H165V57H164ZM254 55V56H253ZM8 56H9V54H8ZM7 55L4 57V58H2L3 60H5V61H9V59L8 58H6V57H8ZM98 56V55H97ZM97 56H94L93 58H96ZM242 57V59H240V58H238V57ZM252 56V57H251ZM205 57H207L209 60H210V64L208 65V67L207 68H205L204 69V71L200 74V73H197V70L194 68V63H196L199 59H201V58H205ZM251 57V58H250ZM257 57V56H256ZM26 58H28V57H26L25 56V59ZM145 58V57H144ZM243 58H244V60H246V61H244L243 60ZM258 58V57H257ZM22 59H24L23 57H22ZM25 59H24V61L22 60L21 62H25ZM148 59V58H147ZM150 59V58H149ZM165 59V60H164ZM168 61H167V60ZM2 60V61H3ZM15 60V61H14ZM145 60V62H149L148 60H146V59H144ZM251 60H254V61H251ZM260 60H261V62H260ZM4 61V62H5ZM8 61H7V64H9L8 63ZM167 61V62H166ZM189 61V60H188ZM0 62H1V59H0ZM10 62V61H9ZM157 62H159L158 64H157ZM1 63H3V62H1ZM19 63H20V61H19ZM23 63H21V64H23ZM254 65H253V64ZM258 63H259V66H258ZM6 63H3V65H5ZM7 64L5 65L6 67H7ZM258 66H256V65ZM2 66V64H0V67ZM5 66H2L1 68H0V72H3V70H5L6 69V67ZM12 65H10L9 66V68H7L6 70H8V69H10L11 70V67ZM252 66L253 67H255L256 66V69L255 68H252ZM3 67H5V68H3ZM11 67V68H10ZM257 68H259V70L257 69ZM193 69H194V71H193ZM261 69V70H260ZM6 70L2 73L3 75H4V73H6ZM15 70H12V71H14V72H11V71H7V73L8 72H10V74L11 73H16V75L15 76H17V72L15 71ZM192 71V72H190V71ZM253 70V71H252ZM258 71V72H256V71ZM185 71V73H183ZM247 72H249V74L247 73ZM7 73H6V75H7ZM187 73V74H186ZM246 73L248 74V76L246 75ZM1 74V77L3 76ZM13 74H11L12 75V78H13ZM262 75V76H261ZM8 76V78H11L9 75H7ZM14 76V78H13V80L14 79H16V77ZM247 76V77H246ZM260 76H261V81H259V79H257L258 77L260 78ZM242 77H244V79H242ZM245 77H246V79H245ZM250 77V78H249ZM3 78V77H2ZM5 79V82H8L9 81V79H7V77H5V78H3V80ZM0 80H1V78H0ZM254 82H253V81ZM10 81H12L11 79H10ZM9 81V82H10ZM14 81H16V80H14ZM183 82V83H182ZM2 83V84H1ZM185 83H187V84H185ZM245 83V84H244ZM0 84H1V86L0 87H2V85L4 84V81H2L1 80V82H0ZM249 86H248V85ZM209 85V86H208ZM241 85H245V86H248L247 88H246V90H245V87L243 88H241ZM264 85V84H263ZM181 86V87H180ZM236 87V88H237ZM236 89V90H239V89ZM202 89V90H201ZM179 90V89H178ZM179 90V91H180ZM182 90V91H183ZM198 90V91H197ZM182 91H180V92H182ZM200 91V92H199ZM216 91V92H215ZM214 92L216 93V94H214ZM234 92V91H233ZM245 92H244V94H245ZM214 94L213 96L212 95H210V94ZM247 93V92H246ZM231 94V93H230ZM229 94V95H230ZM248 94V93H247ZM264 96V91L262 92V93H260V96H262V95ZM207 95V97L208 96H212V97H209V99L208 98H206L205 100L206 101H209V100H212V104H211V101H209V102H204V100H202L201 98H205V96ZM215 95H217V96H215ZM226 95H228V94H226ZM259 96V101L261 102V100H263V98L261 99V97ZM262 96V97H263ZM103 96H99L98 98H100V99H95V101H97V103H96V105H95V103H94V105L91 107V109L93 110V113L91 112V118H89L91 121H92V124H93V122L95 121V123L97 124L98 122L97 121H100V124H102V122H104L106 119H107V117L109 116V114L111 113V107L109 106V103H111V102H109V100L107 101L105 98L102 100L101 98H102ZM201 97V98H200ZM217 97V98H216ZM218 97H220V98H218ZM229 97L230 96H228L227 97V99H229ZM247 97V96H246ZM201 99V100H200ZM208 99V100H207ZM214 99V100H213ZM218 99H220L219 101H217ZM196 100V101H195ZM201 101L202 103H205V105H202L201 103H199V101ZM216 100V101H215ZM105 101L106 102H109L107 105H108V107H109V109H108V107L107 106H105L106 104H105ZM197 101H198V103H197ZM213 101H215L214 103H213ZM217 102V103H216ZM221 102V103H220ZM224 102V103H223ZM263 102H264V100H263ZM262 102V103H263ZM219 103V105H217ZM223 103V104H222ZM143 104H146V103H142V105ZM198 104H201L200 106L198 105ZM209 104H211V106H209ZM216 106H215V105ZM264 104V103H263ZM263 104H260V106L261 105H263ZM111 105V104H110ZM198 105V106H197ZM214 105V108H212V106ZM226 105V104H225ZM95 106V107H94ZM112 106V105H111ZM221 106H223V108L221 107ZM94 107V108H93ZM147 107V109H148V106H146ZM198 107V108H197ZM259 107V106H258ZM258 107H256L255 108V111H257V112H255V114H254V116L256 115V121L257 122H255L254 120H251V121H254L253 123L254 124H256L257 126L260 124L259 122H261L262 120H264V115H262V114H264L263 113V111H262V114H261V117L263 118V119H261V117H259L260 116V113H259V115H258V112H261V110L260 109H263V108H260V109H257ZM262 107V106H261ZM263 107H264V105H263ZM60 110H59V109ZM57 109H58V113H59V115H63L62 117H66V116H64V114L65 115H67L66 113L67 112H65L66 110H64L62 107H58ZM141 108H142V106H141ZM145 108V106L143 107V109ZM225 108H226V106H225ZM224 108V109H225ZM111 109V110H110ZM143 109H141V111L143 110ZM146 109V110H147ZM110 110V111H109ZM145 110V109H144ZM145 110V112H146V114H147V111ZM149 110V109H148ZM195 110V111H194ZM207 110V111H206ZM233 110V111H232ZM205 111V112H204ZM142 112H144V111H142ZM141 112V113H142ZM211 112V113H212ZM219 112V111H218ZM217 112V113H218ZM220 112V113H221ZM230 112H225V115L227 114L228 116H227V118H229V119H224V118H222L223 116H225L224 114L222 115V113L219 115L218 114V116H217V113H216V111L214 112V113H212V115L211 116H208V119H209V121L210 120H212V119H210L212 116H213V114L215 115V116H217V117H215V116H213L214 118V121L212 120L211 122H209L208 120V122H206L205 120H204V122H206V123H208V124H210V126H213V128L215 127V125H216V127L215 128H217V127H220L221 125H223L224 123H225V121H226V123H228L229 124V121H230V119H231V121H230V123H231V126L233 127H231V126H229V128H228V124L226 125V124H224L225 125V127L224 126H221V128L222 129H224L225 128V131H227V133H228V129H230L231 128V131L233 132V130H234V128H236L235 129V132H233L232 133V137L234 136L233 134L234 133H236V134H238L239 133V131L240 130H242L241 132H243L244 134H242L241 133V135H240V133L238 134V135H240V136H237L236 134H235V136L236 137H239L238 138V140L235 138V140H234V142H236V143H238V144H240V146L242 145V146H244V150H246V147H247V151L249 150V152L251 153V152H253V150L251 151V149L250 148H254L255 149V146H257V145H262L261 147L263 148L264 147V144H261V143H264V139H262L261 138V140L263 141H261L260 140V144L258 143V142H256V143H254V144H251L252 143V141L250 142V140L249 139H247V137L248 136H250V134L249 133H251V132H248V136H247V132H245V131H248V130H246V129H248V127L247 128H244L245 126H249L250 125V123H247L248 121H246V123L245 124H248V125H244V127H243V129H239L238 127H240L241 125H242V123L241 122H238V121H235L234 120V118H233V120H232V117H235V115H233V116H229V113ZM61 113V114H60ZM64 113V114H63ZM148 113H149V111H148ZM152 113V112H151ZM143 114V118L146 120V118H148V114H147V117L144 115V113H142ZM141 114V115H142ZM150 114V113H149ZM152 115V114H151ZM174 115V113L171 115V118H172V123H173V121H174V119H178V117H177V114H176V117L174 116V118L172 117ZM191 114H190V118H189V121L191 122L192 121V119H193V121H192V126L194 127H192L191 125L189 126V127H191L192 128V130H194L196 127L194 126L195 125V123H196V126H200V124H202L203 122H202V120H200L201 122L199 123V121H198V118L200 119L201 117L199 116V115H195V118H192L191 119V117H193ZM230 115H232V113H230ZM258 115V116H257ZM145 116V117H144ZM202 116V115H201ZM253 116V118L251 117V119H255V117ZM151 117V116H150ZM220 119H223V120H220ZM215 118H216V121H215ZM218 118V119H217ZM261 119V121H259L260 119ZM83 119V118H82ZM103 119H105L104 121H102ZM149 119V118H148ZM177 119H176V122H177ZM202 119V118H201ZM179 120V119H178ZM196 120V121H195ZM217 120H219V121H221V122H224V123H222L221 124V122H220V124L219 125H217V124H213V123H217ZM225 120V121H224ZM229 120V121H228ZM219 121H218V123H219ZM232 121H235V122H238V124H239V126H237L235 123H233ZM259 121V122H258ZM190 122L188 123V124H190ZM195 122V123H194ZM197 122H198V124H197ZM213 122V123H212ZM250 122V121H249ZM93 124V125H96V124ZM175 123V122H174ZM206 123L205 124H202V125H206ZM211 123L213 124V125H211ZM259 123V124H258ZM261 123H263V121L261 122ZM99 123H98V125H96V126H99L100 125ZM208 124L206 125V128L208 129L209 128V130H212V128H210V127H208ZM232 124H234V126L232 125ZM252 124V123H251ZM253 124V125H254ZM230 125V124H229ZM256 125H254V126H256ZM262 125H264V124H262ZM243 126V125H242ZM242 126L240 127V128H242ZM254 126L252 127V126H250V127H252V128H250L249 127V131H250V129H251V131H252V129L254 128ZM256 126V127H257ZM95 127V126H94ZM188 127V129H187V127H185L186 129H187V131H186V129L185 128H182L181 130H183V131H186L188 134H185V133H183V131H182V133L183 134H181L182 136L183 135H186V137L185 136H181L180 135V128H178L177 129V131H174L173 129H170V130H168L165 134V136H163L164 135V133L161 135V136H157L155 133H153V135H151V136H153V138H151L150 137V140L147 138V137H149L148 135H146V137H144L142 140H144L145 142H147V143H143L144 144V146H143V148L144 147H146V148H144V149H142V150H140L142 147L138 144V145H136V146H140V149H138V147H136V146H134V147H136L138 150H136L137 152H138V154L140 155V153L139 152H142V154L141 155H143V153H144V151L146 152V153H144V156H142V157H146V155H148L147 157H150V156H156L157 155V153L155 152V151H158L159 149H160V152L161 151H166V153L165 152H162V154H164L165 156H166V158H165V161L167 162V161H170L171 159L170 158H168V156H175V157H178V156H176V155H179L178 153H180V151H182L181 153H180V155L181 154H183L184 152L183 151H185V154H183V155H181V156H184V155H186L187 157H186V159L188 158V160H190L191 158L193 159V158H195L196 157V155L193 157L192 155H194L195 153H196V151L194 150V148L197 150V153H199L200 151L202 152V148L203 147H205V145L204 146H201V145H203V144H206V142H208L207 141V139L205 138V136L206 135H209V138H211V139H213V136H212V131H209V130H206V129H202V127H198V128H196L197 129V134H196V132H195V130L193 131L194 132V135H195V137L193 136V135H191L193 132L191 131V129ZM224 127V128H223ZM255 127V128H256ZM261 127V128H260ZM185 129V130H184ZM199 129H201V132L202 131H204V132H206L207 133V131H208V133L207 134H203V132L202 133H199L198 131H199ZM233 129V130H232ZM239 129V130H238ZM62 130H64V129H62ZM62 130H60L59 132L61 133L62 132ZM188 130H189V132H188ZM254 130V129H253ZM260 130H261V134L260 133H257V131L258 132H260ZM262 131H264V127L262 128V126H260L259 125V128L257 127L256 129H255V132L253 131V134L251 135L252 137H255V141H259L258 139L256 140V138H260L261 136H255L256 134L257 135H264V132H262ZM65 132V130L63 131V133ZM179 132V133H178ZM176 133H178L179 135H180V138H179V135H177ZM191 133V134H190ZM198 133L199 134H201L202 136H200V135H198ZM211 133V134H210ZM154 134L157 136V137H159L158 138V140L160 139V138H162L161 140H162V142L160 143L159 141H157L155 144H151V143H153V141L157 138L156 136H154ZM245 134H246V136H245ZM255 134V135H254ZM61 135H63V136H65V134H61ZM189 135L190 136H193L192 138L191 137H189ZM205 135V136H204ZM229 135H230V132H229ZM254 135V136H253ZM55 136H58L59 138L57 139V141L59 140V141H61V140H63V139H61V137L63 138V136H61L60 137V134L58 133H56L55 134ZM198 136V137H197ZM210 136H212V137H210ZM91 137H95V134H94V136L92 135ZM156 137V138H155ZM176 137H178V138H176ZM201 137V138H200ZM203 137L206 139H203ZM207 137V136H206ZM252 137H249L250 139H252ZM155 138V139H154ZM181 138H183L185 141H187L188 139L190 140H192V142L191 141H188L187 142V144L189 145H184V144H182L183 146H185V148H184V150H183V147H181L180 145L181 144H179L180 142L181 143H185V141H183ZM196 138V139H195ZM199 138H200V141H202V140H205V141H203V142H200V141H198L197 142V139L199 140ZM55 139H56V137H55ZM111 139H114L113 141H115V138L114 137H111ZM119 139V138H118ZM179 139V140H178ZM202 139V140H201ZM210 139V140H211ZM254 139V138H253ZM252 139V140H253ZM116 140H117V138H116ZM148 140V141H147ZM151 140H153L150 144H148V142H150ZM177 141V143H175L176 141ZM193 140H194V143L196 142V145L197 144H199V142H200V146H190V145H193V144H189V143H193ZM209 140V139H208ZM209 140V141H210ZM214 140V139H213ZM233 139H231V140H229V141H231L230 143H232L233 141H232ZM249 140V141H248ZM174 141V142H173ZM229 141H227V142H229ZM239 141V142H238ZM255 141H253V142H255ZM155 142V141H154ZM160 143L161 145H163L164 146V150H163V147L162 148H160L161 147V145L160 146H157V145H159V144H157V143ZM211 143L213 142V141H210ZM216 142H218L219 143V141H215L214 140V143L216 144ZM129 143V142H128ZM177 144V145H179V146H177L178 147V149L176 148V145L175 144ZM213 143V144H214ZM216 144L217 146L216 147H222L221 145H219V144ZM221 143H224V142H222L221 141ZM226 143V142H225ZM133 144V141H130V143H129V145H132ZM143 144H141V145H143ZM146 144V145H145ZM157 144V145H156ZM174 144V145H173ZM257 144V145H256ZM149 145V146H148ZM154 145V148L152 149V147L150 148V146H153ZM219 145V146H218ZM250 145V146H249ZM253 145H254V147H253ZM157 146V149L155 148ZM172 146H174V147H172ZM215 146V145H214ZM252 146V147H251ZM134 147H132L131 149L133 150V148ZM148 147V148H147ZM158 147H159V149H158ZM166 147V148H165ZM187 147H189V149L187 148ZM190 147H192V148H190ZM200 147H201V150H199L200 149ZM150 148V149H149ZM176 149V152H178L177 154L176 153H174L172 150L173 149ZM180 148V149H179ZM261 148V149H262ZM156 149V150H155ZM171 149V150H170ZM175 149H174V151H175ZM182 149V150H181ZM256 149H260L259 147H257ZM150 151V153H148L149 151ZM154 150V151H153ZM168 150V151H167ZM189 150V151H188ZM193 151V153L194 154H191L192 153V151ZM135 150H133V152H134ZM191 151V152H190ZM195 151V152H194ZM259 152H260V150H258ZM263 151H264V149H263ZM129 152H130V150L126 153V154H124V156L128 159V154H129ZM151 152H153V153H151ZM170 152V153H169ZM187 152V153H186ZM190 152V153H189ZM257 153V151H256V153L259 155L260 153ZM155 153H156V155H155ZM158 153V154H159ZM171 154V155H168V154ZM175 155H174V154ZM189 153V154H188ZM255 153V152H254ZM253 153V154H254ZM255 153V154H256ZM146 154V155H145ZM150 154H152V155H150ZM188 154V155H187ZM191 154V155H190ZM200 154V153H199ZM252 154V155H253ZM161 155L159 156V155H157V156H159L161 159H162V157H161ZM188 156H190V157H188ZM198 156V155H197ZM120 157V156H119ZM123 157V155H121V160H124V159H126L125 157L124 158H122ZM164 158H163V160H164ZM173 158V157H172ZM179 159H180V156L178 157ZM182 158H185V156L184 157H182ZM190 158V159H189ZM166 159H168V160H166ZM29 161H32V159L30 160V159H28ZM27 160V161H28ZM121 160L120 159H118V161L121 163ZM175 160H178L177 158L175 159ZM174 160V161H175ZM248 160L249 159H247L246 158V161L248 162ZM28 161V162H29ZM118 161H117V163H118ZM130 160L128 159V161L127 162H129ZM183 160H181V161H175L174 163H173V165H175L176 167H178V166H183V167H181V168H183V170L185 171V168L186 167H184V166H186V164H185V161H183ZM126 162V160H124V163ZM120 163H118V164H116V166L117 165H119V167L121 168V170L120 169H118V167H116L115 168V172L119 175V174H121L120 176H122V178H123V176H124V174L126 173V169H128L127 170V172H128V174L130 175H128L127 173V175H125V177H124V179L126 180V177L127 176H129L128 178L130 179L131 177H132V175H133V178H131V179H133L134 180V182H132V181H129L128 180V178H127V180L129 181H126L127 183H129L130 184V186H131V184L132 183H134V184H132V186H134V187H130L129 186V184H127L126 182H125V180L123 181L121 178H120V176H118V175H115L116 173H114V174H112V176L111 177H117V178H112V180H109V179H107V180H104L108 185H110V187L109 188H113L112 190H108V186H106V183L105 184H103V182H101L103 185H101L100 184V181L98 180V179H95V178H93V179H95L94 180V182L96 183H94V185H92V183H93V179H91L92 180V182H90L91 183V185L92 186H89V187H91V188H87V186H86V188H82V186H79V188L80 189H82L81 191H83V190H85V189H88V191L87 190H85V194H84V191H83V194L81 193V191H79L77 188V192H79L82 196H85V197H82V196H78V195H80V194H76L74 191H76V189H74L75 187H69L68 185L66 186V188H65V190L64 189H61V193L63 192V190H64V192L62 193V194H65V195H68V196H66V198H65V195H63V197H64V199L65 200H68L69 199V201L71 202L70 203V205L71 204H73L72 202H76V201H80L81 200V202H80V204L79 203H77V206H82L83 207V201H86V202H88V200H89V202L91 203V205H90V203L88 202V203H84V205L86 204V206L84 207V208H82V209H80L79 207H77V206H72L71 205V207L69 206H67V205H69V203H67L68 201H65L64 199H63V203H67L66 205L64 204V206L66 207V209H67V211H69V212H71L73 209H77V211H76V209L74 210V211H76V213H74V212H72V213H74V215H75V217L76 218H74V219H72L73 218V216H72V220H74V221H72L71 219H70V215L69 214H67V213H69V212H67V211H65V207H64V212H65V214H64V212L62 213L61 211H63V210H58V212L59 213H62V214H64L66 217H65V219H63L62 218V215L60 214V219L62 218L64 221L63 222H61L62 221V219H61V221H59L60 222V225H59V227H61V226H65L66 227V225H67V223H69L70 221L73 223V225L72 224H68V226H70V225H72V226H70L71 228L74 226H77L78 225V223L77 224H75L76 222H80V225H87V223L86 222H88V219H89V221L92 219V221L91 222H89V223H93V222H95V223H93L94 225H96L97 226V228H99L100 227V225H101V227H102V225H104V224H102L101 222H102V220H100L99 219V221H101V222H99V221H97V219L96 218H94V213H92L94 210L96 211V213L99 211H103V210H106V206H108V205H106L107 203L106 202H108V204H109V202H110V200L113 198L112 196H111V194L114 196L115 194H117L118 193V191H120L121 189V186L122 187H124L122 184H126L127 186V188L128 187H130L129 189H132L133 191H136V189H137V191H136V194H138V195H146L148 198L150 197V199L155 195V194H157L156 192L157 191H160L161 190V186H163V184L165 183V180H168L169 179V172H170V168H169V166H167L168 164H166V166L165 167H161V171H156V170H150V171H148V172H146L147 173V175H146V173H144L143 174V171H140V170H134L133 171V174H130V172L132 171V169H136V168H134V166H133V168H132V165L130 164V162L127 164V163H125L124 165H128V166H124L123 168H122V166H123V161H122V163H121V165H120ZM185 165H184V164ZM129 164H130V167H129ZM29 166H31V165H29ZM33 167H35V166H33ZM32 166H31V171H32V173H34V174H36V178L34 177V179H32V180H30V182L28 183V185L27 186H29V187H31L30 189H32V190H30V189H25V191L26 192H31V193H26V196L27 197H30V196H33V194L32 193H34V194H36L37 192H38V190L40 189L39 187L40 186H42V185H44V183L45 184H47V185H51L53 182H56V179L58 180L59 179V177H61V176H63V175H61V174H59V175H57V178H55V179H52V177H51V175H50V173H45V174H42V175H39V173H40V171L37 169V167H35V168H33ZM129 167V168H128ZM174 167V166H173ZM126 168V169H125ZM132 168V169H131ZM164 168H165V170H164ZM166 168H169V172L168 171H166ZM181 168H179L178 167V169H180L181 170ZM117 169H118V171H117ZM124 170V172H121V171H123ZM130 169V170H129ZM163 169V170H162ZM183 170H181L182 172H183ZM166 171V172H165ZM178 171V173H180L179 172V170H177ZM39 172V173H38ZM145 172V171H144ZM151 173V175H150V173ZM152 172H154V174L152 173ZM155 172L156 173H158L159 172V175L158 174H156L155 175ZM161 172V173H160ZM166 174H164V173ZM168 172V173H167ZM124 173V174H123ZM132 173V172H131ZM137 173V175H139V176H137V175H135ZM149 173V174H148ZM184 173V172H183ZM152 174H153V176L155 175L156 177L155 178H153V177H151L152 176ZM162 174V175H161ZM164 174V175H163ZM237 174V173H236ZM141 175H143L144 177H142ZM137 176V177H136ZM147 176V177H146ZM150 176V177H149ZM164 176V177H163ZM169 176V177H168ZM231 175H229V176H226L225 178H223L222 179V181L223 182H226V184H227V186L226 187H224L225 189H223L222 187H220V186H216V189H213L212 190V194L209 196V197H207V199L205 198V199H203V207H204V211H203V213L201 212V218L203 219V223H202V226L201 227H199L198 228V235H196V236H194L192 239H191V241H190V245L188 244L187 246H185L184 247V251L183 252H181V253H179V255L175 258V251H170L169 252V254H168V256L167 257H169V260H173V256H174V258H175V264H264V262H263V258H264V169H259L258 171H256L255 172V175H254V177H252V180H251V182H252V186H250V185H248V184H246L243 180H242V178H239V180L236 182V181H234V180H231L232 178L230 177ZM54 177V176H53ZM64 177V176H63ZM134 177H136V178H134ZM143 178V180H141V178H140V180L141 181H143V182H139V179H137V178ZM168 179H167V178ZM121 179V181H123L124 183H120L121 184V186H120V188L118 189V184H119V182H117V180H119V179ZM144 178H145V180H144ZM147 178H151L150 180L149 179H147ZM161 179V181H164L163 183L160 181V179ZM164 180H163V179ZM63 178H60L59 179V181L58 182H56L55 183V185L57 186V188H56V186L55 187H53L54 189H56V190H59L60 189V185L63 183L64 185H66V181L64 180H62ZM65 179V178H64ZM115 179H117V180H115ZM138 181H137V180ZM153 179H157L156 181H158L159 182V186L160 187H158V182H156L155 180H153ZM54 180V181H53ZM151 180H153V181H155V182H152ZM230 180V181H229ZM99 181V182H98ZM109 181H112L111 183H109ZM137 181V182H136ZM147 182V184H146V182ZM149 181H151L150 183H148ZM40 182V183H39ZM60 182V183H59ZM115 182H117V183H115ZM144 182H145V187L146 186H148V187H150V186H157V191H155V187H154V189L151 187V188H148V189H152V190H148V189H146L145 187L144 188H138V187H136L137 186V184L136 183H141V187H143L144 186ZM32 183H33V185H32ZM38 183H39V185H38ZM49 183V184H48ZM155 183H157V185H155ZM62 184V185H63ZM101 185V186H98V185ZM112 184V185H111ZM117 184V185H116ZM119 184V185H120ZM152 184V185H151ZM216 185L217 184H221V183H215ZM214 184V185H215ZM53 185H54V183H53ZM61 185V186H62ZM97 185V186H96ZM106 186V187H104V189H105V191H104V189L103 190H100V192H99V189L100 188H102L103 186ZM115 185V187H111V186H114ZM138 185V186H139ZM52 186V185H51ZM213 186V185H212ZM64 186H62L61 188H63ZM73 188V189H69V188ZM84 187V186H83ZM95 187V189H93ZM97 187H100V188H97ZM126 187H124V189L126 188ZM97 188V189H96ZM117 188V190H115ZM158 188H160V190L158 189ZM35 191H34V190ZM67 189H69V191L67 190ZM123 189V188H122ZM141 190V192H140V190ZM144 189H145V191L147 192V194L145 193V191H144ZM16 190V191H15ZM70 190H74L73 192V194L71 193L72 191H70ZM92 190V191H91ZM94 190L96 191V193H98V194H96V193H93L94 192ZM110 191V192H112L111 194H110V192H108V191ZM143 190V191H142ZM148 190V191H147ZM153 190L155 191V192H153ZM33 191V192H32ZM68 193H67V192ZM87 191V192H86ZM116 193H115V192ZM215 191V192H214ZM67 194H66V193ZM102 192V193H101ZM150 192H153V196L151 195V193ZM86 193H88L87 195H86ZM92 193V194H91ZM100 193V194H99ZM104 193H106V194H104ZM2 194V195H1ZM61 194V195H62ZM74 194H76V196L74 195ZM89 194H91V197L89 196ZM94 194H96V195H94ZM102 194V195H101ZM22 195V193H21V191L17 188V187H13V188H10L8 191H5V190H1L0 189V206H1V204H3V206H1L2 207V209H1V211L0 212H2V210H3V208H4V211L3 212H5V206H7V205H9V203H10V201H18V199L21 197L22 198V200H23V197L21 196ZM70 195H72L73 196V198L72 197H70ZM99 195H101V196H99ZM105 195V196H104ZM1 196H6V197H3V199H4V201H1L2 200V198H1ZM87 196V197H86ZM92 196H93V198H92ZM94 196H97V197H101L100 199L99 198H97L96 197V199H95V197ZM102 196H104V197H108V196H110V200H109V198H107V200L108 201H106L105 199L106 198H104V197H102ZM223 196V197H222ZM62 197V198H63ZM67 197H68V199H67ZM78 198V200H77V198ZM79 197L81 198L80 200H79ZM88 197H90L89 199H88ZM5 198H7V201H8V203L5 201L6 199ZM72 198V199H71ZM76 198V199H75ZM83 198V199H82ZM136 198V199H135ZM133 200V202L136 204V202H137V206L136 205H134V203H132V205L134 206V207H138V206H141V204H139V203H141L139 200V198H137V197H135ZM224 198V199H223ZM71 199V200H70ZM75 199V200H74ZM85 199V200H84ZM86 199H88V200H86ZM98 199V200H97ZM137 199H139V200H137ZM72 200H74V201H72ZM92 200V201H91ZM96 201L97 203H94L93 201ZM100 200V201H99ZM105 200V201H104ZM44 201H46V200H44ZM43 201V203H45ZM102 201H104V202H102ZM136 201V202H135ZM1 202H4V203H7V204H5V206H4V203H1ZM13 202V203H14ZM98 202H100V203H98ZM220 202V203H219ZM16 203V202H15ZM14 203V204H15ZM42 203V204H43ZM46 203L48 204V203H50V205H52V203L49 201L48 202V200L46 201ZM102 203V204H101ZM104 203V204H103ZM210 203V204H209ZM79 204V205H78ZM82 204V205H81ZM100 204V206H98ZM218 204V205H217ZM12 205V203L10 204V206ZM44 205L45 206H49V204L48 205H46V204H43V206H41V208H42V211H43V207H44ZM73 205H75V204H73ZM88 205H90L93 209H91L90 210V208L88 207ZM101 205H103V206H105V208L104 209H100L99 207H101ZM9 206V208H11ZM12 207H14L13 205H12ZM95 207L98 209H95ZM101 207V208H102ZM70 208V209H69ZM6 212H8L9 210H10V212H12L11 211V209H13V208H11V209H8V207H6ZM48 209V208H47ZM86 209H89L88 211V214L90 215H92L93 217H90L88 214H87V216L88 217H86L85 215H86V213H87V211H86ZM79 210V211H78ZM83 210H85V213H83L82 211ZM41 211V210H40ZM41 211V212H42ZM49 211V210H48ZM48 211H46L45 209H44V212H46V215H43V216H47L49 219L51 218V216L49 215L50 213L48 212ZM2 212V214L4 215L5 213H3ZM43 212V213H44ZM49 214H48V213ZM83 213L84 214V216H81V217H84V218H82V223L83 224H81V219L79 218L80 217V215H82V214H80V213ZM42 213V214H43ZM95 213V214H96ZM1 214V213H0ZM42 214H41V216H39L38 218H40L41 217V219L43 218L42 217ZM67 214V215H66ZM2 215V216H3ZM69 215V216H68ZM79 215V216H78ZM1 217V216H0ZM67 217H69V221H68V219H67ZM80 219H78V218ZM85 217L87 218V220L85 219ZM48 218H43V219H48ZM86 220V221H83V220ZM93 219H96V221L100 224H96V221L95 220H93ZM2 220H4V217H2V219L0 218V221H2ZM68 221V222H67ZM4 221H2V223H3ZM63 223V224H62ZM66 223V224H65ZM0 224H1V222H0ZM5 226V224L3 223L2 225H0L1 226V228H0V231H3L2 229H4V231H6L5 230V228L7 229V226L6 227H4ZM223 225H224V227H223ZM63 226V227H64ZM66 227L67 228V230H69V232L68 233H70L71 232V228L70 227ZM89 226H93V225H89ZM96 226H94V227H96ZM2 227H4V228H2ZM64 227V228H65ZM73 227V228H74ZM94 227H92V229H95V231H93V232H95V234H97L96 233V231L100 234V233H102V231H101V227H100V230H97L96 228H94ZM104 227V226H103ZM102 227V228H103ZM62 228V227H61ZM60 228V229H61ZM64 228H62V229H64ZM70 228V229H69ZM78 228V229H77ZM77 228L75 227L74 228V230L75 229H77L76 231H73L74 232V234L76 233V232H81V230H79V228H80V226L78 227L77 226ZM206 228V229H205ZM227 228V229H226ZM92 229H91V231H92ZM104 229V228H103ZM102 229V230H103ZM225 229V230H224ZM65 230V229H64ZM64 230H62V231H64ZM67 230H65V231H67ZM227 230V231H226ZM8 231V230H7ZM1 232L3 235L5 234L6 236H2V237H6L5 239H3L2 240V237H0V250H2V251H0V258H2V259H9V258H12L13 260H16V261H18V263L20 264H22L23 262L22 261H24V260H22V259H25V257H29V255H28V253L30 254V257L29 258H32L33 259V256H35L36 257V255H38V258H39V256H41L40 254H39V251L40 252H42L41 254H43V252H44V254L42 255L43 257H40L39 259H44V256H45V259H44V261H43V259H42V261L43 262H41L39 259H37V257H36V259H34V260H36V262H35V264H81L80 263V256H79V254H78V252H75V251H73V253L74 254H76V256H77V258L75 257V255L72 253V255H74L73 256V258L69 255V254H67L66 255V253H71L72 252V248H71V246H74V244H73V242L71 241L74 237L72 236V235H74L73 234V232H71L72 233V235H71V233H70V235H71V237H69V236H67V233L65 232H62V234H64V235H60V236H65V237H69V238H71V239H67V238H63V239H66V240H68V241H65V240H63L61 237H60V239H59V241L58 242H56V245H55V243H52V244H50V243H48V245H52V246H50V249H51V251H48V253L46 252V255H45V251H47L49 248V246L48 245H46V244H43L42 243V246H44V245H46V248H47V250H42V249H46L45 248V246L44 247H42L41 246V248L39 247V244H40V240L39 239H37V238H34V239H32L31 237H24L19 231H17V229H15V230H12V231H8V232H12L11 234L10 233H8V232ZM100 231V232H99ZM48 232H49V229L48 230H46V231H44L43 232V235H42V237H45V236H47L48 237ZM92 232V233H93ZM228 232V233H227ZM235 232H236V234H235ZM60 233H61V231H60ZM78 233H76L74 236H76ZM199 233H200V235H199ZM207 233V234H206ZM224 233H225V235H224ZM7 234L9 235L8 237H7ZM80 234H82V232L80 233ZM1 235V234H0ZM79 235V234H78ZM78 235L76 236V237H78ZM202 235H203V237H202ZM206 235V236H205ZM238 235V236H237ZM82 236V237H81ZM199 236H200V238H199ZM209 236V237H208ZM216 236V237H215ZM75 237V241H77V242H75V244H77V247L79 248V249H82V250H84V249H86V248H89V246L91 245V244H88V243H90L91 241H90V239H82V243H81V245H82V248H80L81 247V245H79L80 244V240L81 239H79L78 240V238L80 237V238H83L84 236H83V234L82 235H79V237L78 238H76ZM202 237V238H201ZM205 237V239H203ZM225 237V238H224ZM200 239V241H198L199 239ZM77 239V240H76ZM231 239H232V241H231ZM61 240V241H60ZM69 240L71 241V244H69L70 242H69ZM84 240H86V243H85V241ZM87 240H89V242L87 241ZM219 240H220V242H219ZM235 240V241H234ZM29 241V243H27ZM99 241H101V240H99ZM207 241V242H206ZM68 242V243H67ZM78 242H79V244H78ZM86 244V245H84V244ZM206 243V244H205ZM27 244V245H26ZM37 244H38V246H37ZM67 244H69V246L67 245ZM205 244V245H204ZM224 244V245H223ZM226 244V245H225ZM233 244H234V246H233ZM29 245V246H28ZM33 245V247H31V248H33L32 250L30 249V248H28V247H30V246H32ZM41 245V244H40ZM55 245V246H54ZM71 245V246H70ZM79 245V246H78ZM83 245H84V247H83ZM35 246V247H34ZM48 246V247H47ZM68 246V247H67ZM120 246H121V242L119 241V240H117V239H115V238H108V239H106V241L104 242V244L102 245V249L104 250V254H102V251H99L100 253H97V252H95L96 254H95V256L97 257V256H99V255H105V256H107L108 257V255H110L109 256V258H110V260H112V262L107 258V257H104L107 261V264H114L116 261V263L117 264H120V263H122V264H127V261L126 260H124V258H121V260L119 259V258H114L113 256H115V255H112L113 253H115L116 251H118L119 250V248H120ZM236 246V247H235ZM9 247H12V249L10 248L9 249ZM40 248V250H39V248ZM92 247H94V245L92 244L91 246H90V248L91 249H93ZM99 247H100V245H99ZM115 247V248H114ZM187 247V248H186ZM190 247V248H189ZM231 247V248H230ZM235 247V248H234ZM6 248H7V250H6ZM34 248H35V250H34ZM69 248H71L70 250H69ZM229 248V249H228ZM20 251H19V250ZM31 250V252L34 250V252H32V253H34V254H32L31 255V252H29L30 250ZM12 250V251H11ZM28 250V251H27ZM38 250V251H37ZM42 250V251H41ZM65 250H67V252L65 251ZM68 250L70 251V252H68ZM22 251V253H20ZM26 251L28 252L27 254H26ZM63 251H65V253L63 252ZM188 251V252H187ZM50 252V253H49ZM187 252V253H186ZM4 253V254H3ZM37 253V254H36ZM183 253V254H182ZM192 253V254H191ZM225 253L227 254V255H225ZM22 256H21V255ZM27 255V256H24V255ZM62 254V255H61ZM186 254V255H185ZM194 254V255H193ZM224 254V255H223ZM60 255V256H59ZM112 255V256H111ZM191 255V256H190ZM229 255V256H228ZM258 255H261L260 257H258ZM95 256H92L93 258L95 257ZM194 256V257H193ZM223 256V257H222ZM24 257V258H23ZM26 258L27 259V261L25 260L24 261V263H26V264H31V261H33L32 259H29V258ZM34 257V258H35ZM75 257V258H74ZM116 257V256H115ZM172 257V258H171ZM183 257H185V259L183 258ZM186 257H188V259H186ZM196 257V258H195ZM227 257H229V259L227 258ZM22 258V259H21ZM117 259V260H114V259ZM21 261H20V260ZM29 259V260H28ZM57 260V261H54V260ZM105 259L103 260V264H106V262H105ZM225 259V260H224ZM40 261V262H37V261ZM122 260H123V262H122ZM171 260V261H172ZM55 262V263H52V262ZM115 261V262H114ZM125 261H126V263H125ZM228 261V262H227ZM29 262V263H28ZM110 262V263H109ZM222 262V263H221ZM235 262V263H234ZM23 263V264H24ZM115 263V264H116ZM33 264H34V262H33ZM129 264V263H128ZM149 264V263H148Z\"/></svg>",
  "mask_w": 264,
  "mask_h": 264
}]
</instances>
